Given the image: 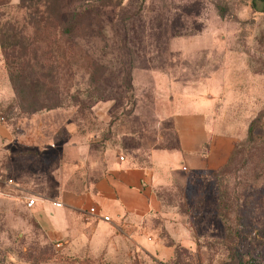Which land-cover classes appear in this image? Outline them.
<instances>
[{
  "label": "rangeland",
  "instance_id": "1",
  "mask_svg": "<svg viewBox=\"0 0 264 264\" xmlns=\"http://www.w3.org/2000/svg\"><path fill=\"white\" fill-rule=\"evenodd\" d=\"M262 2L52 0L44 8L27 0L16 17L11 4L1 6L5 39L26 45L21 34L44 24L48 39L40 45L53 59L42 69L29 63L11 83L13 95L0 81V120L15 140L11 157L0 153V182L17 185L0 190V264H174L143 252L118 259L63 253L22 199L85 190L95 149L124 154L142 142L173 143L169 112L193 101L209 108L213 136L184 181L159 191L178 205L166 214L188 233L178 264H226L233 254L264 264ZM226 197L239 230L227 237L218 207Z\"/></svg>",
  "mask_w": 264,
  "mask_h": 264
},
{
  "label": "crops",
  "instance_id": "2",
  "mask_svg": "<svg viewBox=\"0 0 264 264\" xmlns=\"http://www.w3.org/2000/svg\"><path fill=\"white\" fill-rule=\"evenodd\" d=\"M0 81L13 95L1 55ZM201 103L172 107L168 117L173 143L148 146L140 141L124 154L111 147L95 149L87 161L92 174L85 190L66 189L55 194L39 190L44 195L22 192L23 204L26 197H34V202L25 206L32 207L37 225L61 245L63 253L118 259L143 252L158 260L171 258L174 243L189 246L190 242L182 239L188 236L183 224L166 214L178 205L164 201L159 191L184 181L191 158L213 136L209 108ZM14 146L10 126L0 120V153L5 151L11 157ZM3 188L16 190L17 185L0 182V190ZM91 205L93 213L88 211ZM175 224L179 230L174 229Z\"/></svg>",
  "mask_w": 264,
  "mask_h": 264
},
{
  "label": "trees",
  "instance_id": "3",
  "mask_svg": "<svg viewBox=\"0 0 264 264\" xmlns=\"http://www.w3.org/2000/svg\"><path fill=\"white\" fill-rule=\"evenodd\" d=\"M41 1V5L42 7L46 8L48 3L52 2V0H39ZM11 4L12 7H14L12 9V11L10 12L8 10V17L9 12L11 14H13L15 17L16 12L20 9H25L26 11V7H27V0H17L14 3L11 2H7L6 0L4 1H0V8L1 6L4 5H9ZM264 11V0L262 2V6L261 9ZM7 13V11H5V14ZM25 13V12H23ZM20 19L24 20V16L23 14L20 15ZM15 17L11 18L13 19V22L18 23L17 19ZM30 16L27 17V20L29 19ZM40 19V18H39ZM21 27L23 29L24 25L21 24ZM44 24L39 27V28H35L34 31H32L31 34H21V38L22 40H24L26 42V45L23 46H18V48H15L13 45L17 44L18 41L16 39H14L12 42H9L8 40L5 39V36L3 34V32L0 31V55L4 64V67L6 69L8 78L10 80V83H13V80L15 78V76L19 75L21 77L24 78V72L27 70L28 68V64L29 63H33L36 64V66L39 69H42L43 67L47 66L48 64H50V62H52L53 56H46L45 50H44V46H41L40 44L42 42H44L45 39H48V32H46L44 30ZM17 29L13 28V31L11 32L12 35L15 34V31ZM21 31V29H19ZM13 89V88H12ZM14 93V91H13ZM255 126L254 124V118L250 119L247 127H246V139H250L252 137V133L254 132L253 127ZM259 142L261 143L262 147L264 148V135L263 136H258ZM219 215H220V219L222 221L224 230L226 231L224 233L225 237H227L230 234H234L236 235V233H239V230L236 226H233V224L231 223V216L233 217V215H230V211L232 210V205L231 202L228 200V198H221L219 200ZM229 209V210H228ZM233 240L230 239L229 242H232ZM194 242L195 245L197 246L198 240L194 238ZM184 250V247L182 244L179 243H174V254L171 258L166 259V260H172L174 264H178L180 262L179 260V253H181V251ZM177 257V259L175 260V258ZM179 257V258H178ZM248 258L245 257H241V256H235L234 254L232 256L229 257V259L231 260L230 262H225L226 264H249L248 263Z\"/></svg>",
  "mask_w": 264,
  "mask_h": 264
},
{
  "label": "built area",
  "instance_id": "4",
  "mask_svg": "<svg viewBox=\"0 0 264 264\" xmlns=\"http://www.w3.org/2000/svg\"><path fill=\"white\" fill-rule=\"evenodd\" d=\"M119 158H122V156H119ZM33 202H34V197L32 195L26 197V199L24 201L26 206H30ZM54 203L58 205L60 202L59 201H54ZM88 211L91 212V213L95 212L94 206H92V205L89 206L88 207ZM102 217L107 218V216H105V215H103ZM55 244H58V243L56 242Z\"/></svg>",
  "mask_w": 264,
  "mask_h": 264
}]
</instances>
